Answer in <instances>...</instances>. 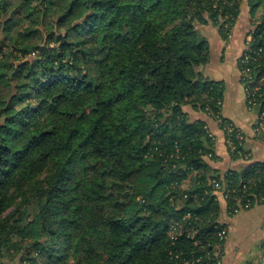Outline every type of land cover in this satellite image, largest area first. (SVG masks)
Listing matches in <instances>:
<instances>
[{
    "label": "trees",
    "instance_id": "16d2710c",
    "mask_svg": "<svg viewBox=\"0 0 264 264\" xmlns=\"http://www.w3.org/2000/svg\"><path fill=\"white\" fill-rule=\"evenodd\" d=\"M244 1L264 44V0H0V264H205L211 180L264 202V164L213 169L185 108L221 115L203 29L228 39Z\"/></svg>",
    "mask_w": 264,
    "mask_h": 264
},
{
    "label": "crops",
    "instance_id": "0c3cea01",
    "mask_svg": "<svg viewBox=\"0 0 264 264\" xmlns=\"http://www.w3.org/2000/svg\"><path fill=\"white\" fill-rule=\"evenodd\" d=\"M260 12L252 14L249 5L241 8L239 17L233 27V31L229 40L225 41L218 29L213 25H206L203 30L211 42V60L204 67V73L211 79L223 81L224 98L231 88L235 92V103L237 107L229 109V101H223L221 106V115L230 120L244 134L245 155L234 156L228 149L225 141V133L219 126L217 120L209 113L194 110L190 105H186V110L192 118H201L206 120L208 129L216 136V159H209V164L213 169L221 174L228 171L236 170L242 172L253 164H264V133L255 130L257 110L250 109L247 104L246 91L241 81V73L238 65V58L244 49L245 38L252 27V23L256 20ZM208 29L205 31V29ZM212 37H211V35ZM223 98V99H224ZM190 180L185 182V186H189ZM222 221L228 228V237L226 241L225 254L223 264H253L249 259L250 244L247 245L244 238L236 239L233 237V230L237 227L244 229L246 221H256L255 229L260 234L264 231V202L256 203L253 207L243 210L232 216L226 215L225 202L220 199ZM237 224V225H236ZM242 224V225H241ZM260 226V227H259ZM259 234V235H260ZM258 244L264 247V242ZM259 245H256L257 249ZM256 253V250L254 251ZM255 253H252L254 256ZM260 262L259 264H261Z\"/></svg>",
    "mask_w": 264,
    "mask_h": 264
},
{
    "label": "built area",
    "instance_id": "2783aa9c",
    "mask_svg": "<svg viewBox=\"0 0 264 264\" xmlns=\"http://www.w3.org/2000/svg\"><path fill=\"white\" fill-rule=\"evenodd\" d=\"M256 21L257 20L254 21L255 23L252 24V27L246 35L244 49L238 58V65L241 73V81L243 82L246 91L247 104L250 109L257 110L255 130L259 133H264V104L262 105L261 102H259L260 100L262 101L264 96V72L262 66H257L258 62L261 59H264V44L258 45V43H256V38L252 31L255 27ZM262 22L264 23V19L261 20V23ZM215 119L220 123L222 116L216 115ZM234 129L235 126L231 123L222 126V130L225 133V141L230 151L234 150L236 145L230 137L226 136V132L231 133ZM210 137L216 143V136L212 132H210ZM234 137L240 142V144H243L244 134L241 130H238ZM209 156H211V154H209ZM211 182L217 199L219 201L222 199L225 202L224 212L226 215L232 216L243 210L249 209L252 206V201L249 198L243 199L240 195L234 194L233 190H230L226 183L220 179L214 178ZM222 214L223 211L220 214V218L215 222L217 240L214 244V251L207 252V262L205 264H223V257L225 254L224 247L228 237V228L222 221ZM177 225L178 223L174 222L172 224L173 229H176ZM196 261H198L199 264H204L201 263L202 256L197 258Z\"/></svg>",
    "mask_w": 264,
    "mask_h": 264
},
{
    "label": "rangeland",
    "instance_id": "374dc122",
    "mask_svg": "<svg viewBox=\"0 0 264 264\" xmlns=\"http://www.w3.org/2000/svg\"><path fill=\"white\" fill-rule=\"evenodd\" d=\"M246 5H248V3L246 1H244L242 3V7H246ZM254 19H257V17L255 16ZM205 27H207V26H205ZM207 30L208 29L206 28L205 31H207ZM211 37H212V35H211ZM224 40L227 41V40H229V38L224 39ZM235 92L236 91H233V89L231 88V90H229V92L227 93L226 97L223 99V101L225 103H226V101H229V109L233 108V110L238 105V103L234 102V100L236 99ZM224 96H225V94H224ZM260 222L261 221L256 222V221H250L249 220V221H246L244 223V229L242 231H241V229H238V227L235 230H233V237L234 238H236V239L244 238L247 245L250 244L251 247H250V251L248 254L249 258H250L249 260L251 262H253L252 260H254V262L257 261L256 263H253V264H259L260 262H262L261 264H264V247L261 246L260 244H258L261 241L264 242V231L260 234L259 232L256 231L255 226H254L255 224L260 223ZM256 245H259L257 247V249H255ZM255 250H256V253L254 252ZM252 253H255L254 256L252 255ZM59 254L60 253H56L55 255L57 256ZM69 260H71V257L69 258ZM4 261H6V260H4ZM6 262L11 263V264H18L19 258H16V260H14V261H6Z\"/></svg>",
    "mask_w": 264,
    "mask_h": 264
}]
</instances>
